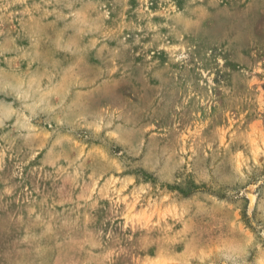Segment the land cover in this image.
I'll return each instance as SVG.
<instances>
[{
    "label": "rangeland",
    "instance_id": "374dc122",
    "mask_svg": "<svg viewBox=\"0 0 264 264\" xmlns=\"http://www.w3.org/2000/svg\"><path fill=\"white\" fill-rule=\"evenodd\" d=\"M0 264H264V0H0Z\"/></svg>",
    "mask_w": 264,
    "mask_h": 264
}]
</instances>
